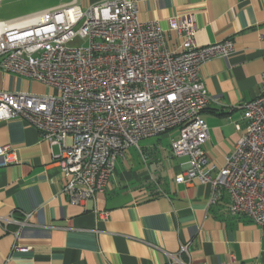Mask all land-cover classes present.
<instances>
[{
	"label": "built area",
	"instance_id": "1",
	"mask_svg": "<svg viewBox=\"0 0 264 264\" xmlns=\"http://www.w3.org/2000/svg\"><path fill=\"white\" fill-rule=\"evenodd\" d=\"M196 32L195 15L172 17L165 28L160 20H142L135 0L88 7L71 0L0 19V69L55 90H0V121L21 118L43 139L60 145L63 192L77 204L106 189L128 148L177 130L171 151L189 161L176 182L210 184L209 205L227 193L232 215L264 229V71L258 95L239 106L246 128L234 150L220 167L210 164L202 111L211 97L201 67L234 52V42L199 45ZM168 33L175 34L177 45L169 44ZM77 38L84 43L70 45ZM17 160L11 145H0V166ZM183 252L187 244L177 253L166 252L164 264H191L182 259Z\"/></svg>",
	"mask_w": 264,
	"mask_h": 264
},
{
	"label": "crops",
	"instance_id": "2",
	"mask_svg": "<svg viewBox=\"0 0 264 264\" xmlns=\"http://www.w3.org/2000/svg\"><path fill=\"white\" fill-rule=\"evenodd\" d=\"M102 1L77 0L83 7ZM135 1L142 20H160L165 28L172 17L195 15L199 45L234 42V52L201 67L211 97L202 111L209 127L204 149L210 164L220 167L246 128L239 106L260 91L264 0ZM167 39L171 46L179 41L173 33ZM0 90L55 91L1 69ZM166 134L172 139L178 131ZM7 144L18 160L0 166V264H164L166 252L177 253L181 244L188 245L182 259L191 264H264V229L232 215L227 193L209 205L210 184L176 182L189 159L175 156L163 138H145L128 148L106 189L80 204L63 192L58 143L13 118L0 121V145Z\"/></svg>",
	"mask_w": 264,
	"mask_h": 264
},
{
	"label": "rangeland",
	"instance_id": "3",
	"mask_svg": "<svg viewBox=\"0 0 264 264\" xmlns=\"http://www.w3.org/2000/svg\"><path fill=\"white\" fill-rule=\"evenodd\" d=\"M71 2V0H1L0 1V19H9L21 15L29 14L36 9H46L60 4ZM35 12V11H34ZM84 41L77 38L70 45H81ZM155 138H163L165 143H171L168 135L160 134Z\"/></svg>",
	"mask_w": 264,
	"mask_h": 264
}]
</instances>
